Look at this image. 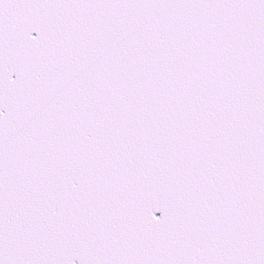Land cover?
<instances>
[{"label": "snow or ice", "instance_id": "6c2138e0", "mask_svg": "<svg viewBox=\"0 0 264 264\" xmlns=\"http://www.w3.org/2000/svg\"><path fill=\"white\" fill-rule=\"evenodd\" d=\"M0 264H264V0H0Z\"/></svg>", "mask_w": 264, "mask_h": 264}]
</instances>
